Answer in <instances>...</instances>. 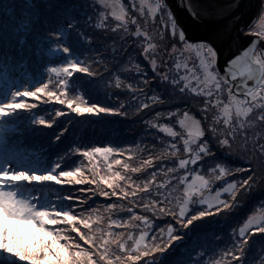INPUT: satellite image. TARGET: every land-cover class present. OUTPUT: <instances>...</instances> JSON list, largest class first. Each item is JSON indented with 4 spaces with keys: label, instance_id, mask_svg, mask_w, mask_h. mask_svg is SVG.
I'll return each mask as SVG.
<instances>
[{
    "label": "snow or ice",
    "instance_id": "1",
    "mask_svg": "<svg viewBox=\"0 0 264 264\" xmlns=\"http://www.w3.org/2000/svg\"><path fill=\"white\" fill-rule=\"evenodd\" d=\"M186 7L193 19L199 18L201 11L195 0H188ZM158 14L164 21L158 37L169 40L160 50L162 55L158 52L156 37L146 27ZM257 19L259 24L254 20L240 29L252 39L221 65L215 44L220 36L196 38L190 35L178 23L167 0H139V3L137 0H76L73 3L45 0L43 8L37 0H24L22 4L12 0L0 9V78L3 79L0 88V264H134L146 257L145 264H222V261L223 264H252L248 253L253 246L258 245V251L264 253V201H259L258 211H252L241 226L230 228L227 241L213 232L212 244L205 247L200 243L195 247L196 259L191 255L183 258L188 241L193 237L198 241L207 239L206 226L219 222L220 217H225L223 222L227 224V218L240 206L237 196L250 193L264 183V8ZM95 29L119 34L121 41L126 42L128 36L133 41H142L139 47L148 65L133 63L122 68L134 81L127 83L126 89L136 99L138 112L165 104L169 99L165 94L167 86L172 96L199 97V116L192 111L195 105L191 100H181L180 107L166 112L155 111V119L145 123L161 133L157 139L161 147L157 149L156 144H152L149 158L138 167L115 158L125 155L130 160V148L111 144L105 147L81 144L62 154L57 152V158L49 161L48 167H35L32 157L24 150L27 142H22L6 127L13 117L20 118V110L31 112L36 107L27 98H40L43 94L69 108L75 105L74 111L80 115L117 112L127 115V111H121L124 104L102 106L85 100L86 95L90 96L88 89L97 87L96 79L88 77L100 75L92 71L86 55L94 50L92 31ZM110 51L126 49L113 47ZM33 55L37 62L55 57L54 61H49L55 66L45 65L41 78L35 79L34 84L31 80L27 84L16 83L21 75L35 77V69L30 67ZM98 62L102 60L93 61ZM105 71H108L107 66ZM115 83L123 86L120 75L115 76ZM69 88L74 93L73 98H69ZM57 115L63 116L64 112ZM161 118L176 126L157 122ZM30 119L48 128L57 124L55 119L35 114ZM257 127L262 130L250 136L249 130ZM57 128L62 129L53 134L58 147L64 143L63 137L69 128L63 124ZM238 135L243 144L237 149L234 145ZM76 154L87 157L90 163L97 154L104 160L113 156L107 164L110 172L114 164L133 173H141L146 168L152 170L146 173L149 179L142 182L143 187L120 171L107 178L99 175L98 164L92 169L98 178L88 179L83 161L81 166H73L72 158ZM236 159L242 160L244 166L236 165ZM157 160L158 165L154 164ZM158 175L164 179L158 182ZM229 176L231 180L224 179ZM101 180L111 191L102 190L100 195L132 197V202L139 200L137 207L147 212L172 216L174 223L167 226L166 233L165 229L158 230L166 235V240L164 236H150L154 221L136 208L125 210L123 202L107 205L110 213L119 209L127 220L109 216V230L105 234L104 228L99 226L104 223L102 217L96 215L93 219L92 214L97 209L88 204L91 188H81L79 193L69 189L66 197L61 195L55 202L43 194L44 188L54 184L98 185ZM118 181H125V185L121 186ZM217 181L222 186L213 189ZM129 182L131 191L127 187ZM144 197L148 198L147 203ZM134 221L144 225L139 239L135 238L139 224ZM94 224L97 227L94 228ZM25 227L31 233L28 237L24 235ZM114 227L132 231L126 235L123 230L113 231ZM178 230L180 235L176 234ZM149 237L151 244L145 243ZM128 241H133L132 247L128 246ZM221 242L226 244V249L218 253L220 260L213 259L211 254ZM177 249L182 256L170 261L169 257L174 256Z\"/></svg>",
    "mask_w": 264,
    "mask_h": 264
},
{
    "label": "trees",
    "instance_id": "2",
    "mask_svg": "<svg viewBox=\"0 0 264 264\" xmlns=\"http://www.w3.org/2000/svg\"><path fill=\"white\" fill-rule=\"evenodd\" d=\"M68 0H49V2H55V3H72V2H67ZM20 2V1H19ZM43 2V3H42ZM37 3H41L40 6L41 8L44 7L45 0H37ZM102 29H95V31H92V35L94 37V50L90 52L87 56L89 58V62L92 60L93 61H98V60H103V57H100L98 54L97 49H104L106 48V51L111 52L110 49L106 45H102V43L99 44L98 42V37L100 34L102 35ZM100 33V34H99ZM108 33V32H107ZM117 42V41H116ZM116 53V52H114ZM96 54L98 55V60L96 59ZM124 57V56H123ZM19 59V56H18ZM50 59L52 61L55 60V57L49 58L45 57L43 60H40L37 62L36 57L33 55L31 57V62H30V67L35 69V77L33 76H26L31 78L33 81L35 79H39L40 73L45 70V65L48 67L55 66L54 63H50ZM109 61V58H104ZM95 64V63H94ZM97 66L94 65L92 67V71L98 72L100 68H96ZM100 75L99 77H88L89 80L96 79L97 85L101 82V80L106 82V87H109L110 89L105 90L106 88H103L105 91H96V89H90V96H85V100L89 102H93L92 98L93 95L99 94L100 96L105 97V101L98 100V103H100L102 106H116L115 100H120L119 102L121 104L125 105V108L122 109L121 111H127V115H122L120 112H117L115 114H107V113H101L103 117L99 120L98 118H95V114H90V119L87 117L88 115H80V114H64L63 116H58L57 113L60 111L64 112V107L62 105L59 107L57 104L53 103L51 99L45 97L43 94H40V98L36 97H29L27 98L29 103L35 104L36 107L32 109L31 112H27L26 110H20L21 111V116L20 118H12L13 125L11 126L12 134L16 135L17 137L20 138L22 142L26 141V146H25V151L27 153H30L33 157L37 159V164L33 165L35 167H40L41 169L48 167V162L51 160H55L57 158L56 153H63V151L74 148V147H79L81 144L84 145H92V146H100V147H105L108 144H111L113 147H122L125 148L128 147L132 150L134 153L135 151V140L136 138H144L141 137V131H144L145 135V141L146 147L145 150L141 146L136 147L138 149L139 153L133 154L131 156L132 161H141L147 160L149 158V149H147L152 142L154 138H158V130H154L151 127V124L149 123H144L145 121L150 122L152 119H155L154 112H155V107L146 109L143 111H137V103L136 99L133 97V95L126 89L127 83H133V80L129 79L125 74H121L125 76L123 79L124 84L123 86H117L115 85V79L107 81L106 78H113L115 70L113 71H105V72H98ZM133 73V71H132ZM80 75V73L78 74ZM86 75V74H84ZM75 78V77H74ZM73 78V79H74ZM35 83V82H34ZM3 87V79L0 78V88ZM49 88L52 89V85H49ZM54 90V89H53ZM81 91H84L83 89ZM94 91V92H91ZM69 92L74 95L72 92V89L69 88ZM165 94H170L167 90V86H165ZM70 95V94H69ZM176 99H169L165 104H163L161 107H164V105L168 106V110L172 109L173 107H180V101L185 100L187 101L185 96H180L179 94L176 95ZM197 98V97H196ZM94 101H97L94 99ZM192 102V101H191ZM193 103V102H192ZM194 104V103H193ZM128 105H131L130 107ZM195 107L192 109L197 110L201 106V101L198 104H194ZM71 113V112H69ZM38 115V116H44L46 119H55L57 121L56 125H53L51 128H48L45 125H36L34 124L33 119H30V117H33V115ZM148 116V117H147ZM147 117V118H146ZM89 119V120H88ZM98 120V121H97ZM99 123L96 125V123ZM116 122V125L114 124ZM161 122V121H159ZM12 123V122H11ZM63 124L64 127L69 128V132L65 134L63 137L64 143L59 144L57 147L56 145L58 142L54 140L53 134L56 133L57 131H62V129H58L57 125ZM146 128H145V126ZM100 129V131L97 132L96 128ZM9 128V127H8ZM154 133V134H153ZM156 134L158 136H156ZM134 137V138H132ZM154 141V144L160 145L157 141ZM161 147V145H160ZM158 153H153V155H156ZM119 155V159L126 160L128 159V156ZM73 161L74 165L73 166H81V161H83L84 165V173L85 177L88 179L92 178H98L97 175H95L92 171L93 165H95V161L90 163L87 159V157H80L79 154H76L73 156ZM113 159V156H109L108 160H103L100 159L99 164H98V173L99 175L107 176L110 174V171L107 168V164L110 163ZM101 163V164H100ZM236 165L238 166H244L243 161L236 159L235 160ZM154 164L158 165L159 160L154 161ZM100 166V170H99ZM102 166L104 170L102 171ZM114 168L116 171H120V173L123 175L124 169L120 165H115ZM152 169L151 168H146L147 172H150ZM55 174V173H54ZM111 176V175H110ZM147 176V175H146ZM109 177V176H107ZM106 177V178H107ZM145 178V176L137 177L136 180L139 181L141 179ZM237 179H240V175L236 176ZM161 179H164L162 176ZM225 180H231L232 177H225ZM161 181V180H160ZM138 183V182H137ZM71 185H59V184H54L52 187H46L44 189V196H47L54 202L58 199L59 196H63L65 193L69 194V189ZM103 186H106L103 184V181L101 180L98 185H91V188L93 191L96 193H100L102 191ZM108 191H111L109 187H106ZM99 190V191H98ZM80 191V190H79ZM79 191L77 193H79ZM264 191V183L259 184L257 187H255L250 193L247 194H240L237 196V200L239 201L240 206L235 208V210L231 213V215L227 218V224H225L223 221L225 217H220L219 222L213 223L212 225H216V227H223V226H228L231 228H236L239 227V225L244 221L243 213L245 211L246 203L251 201H255L256 199L264 201L260 197V192ZM40 194V193H39ZM88 195L92 194L89 193ZM141 196H144V194ZM133 200V198H132ZM144 200L148 201L147 197H144ZM101 200H95L92 202V208L97 209V212L93 213L92 216H95L99 214V211H102V213L99 215L102 217L104 223L100 224L102 228L105 230V234L108 232V218L110 215V212L107 210V205L109 203H112L113 201H103L101 203V206H95L93 203H98ZM127 201V200H126ZM135 203H140L139 200H137ZM75 208V205H73ZM119 209L113 210V213H115V216H112L113 219H119ZM145 211V210H144ZM144 215H149V219L152 221H155L158 223V225L161 224V219L157 218L155 214H152L150 212L144 213ZM121 215V213H120ZM243 216V220L239 222V217ZM172 224V223H171ZM211 225V224H210ZM209 226V225H207ZM234 226V227H233ZM120 229V228H113V231ZM154 229H151L150 232H152ZM167 230V227H166ZM259 237V234H257V239ZM150 238V237H149ZM195 238V237H193ZM197 240V239H196ZM175 243V242H174ZM211 244L213 241L210 242ZM190 248L196 247L195 242H191L190 245L188 246ZM113 250H115V245L112 246ZM226 249V244L224 243H219V246L216 249L215 253H212L211 256L213 259L218 260V257H221L218 253L221 250ZM178 250V249H177ZM175 252L174 256H171L169 258L170 261H175L177 258L180 257V255H177L178 252ZM202 250V249H201ZM249 257L252 258V264H264V253H260L258 251V245H255L251 248V250L248 253ZM204 260L207 262L208 257L205 256ZM140 264V262H137ZM136 264V263H135ZM223 264V262H222ZM235 264V262H233Z\"/></svg>",
    "mask_w": 264,
    "mask_h": 264
},
{
    "label": "rangeland",
    "instance_id": "3",
    "mask_svg": "<svg viewBox=\"0 0 264 264\" xmlns=\"http://www.w3.org/2000/svg\"><path fill=\"white\" fill-rule=\"evenodd\" d=\"M62 1H64V0H62ZM11 2H12V0H2V3H0V9H3L5 5L10 4ZM15 2L18 3V4H22L24 2V0H15ZM67 2H72L73 3V2H76V0H68ZM137 3H139V0H137ZM262 8H264V0H261V9ZM163 23H164V21H162V20L159 19V14H158L157 15V18L151 24L146 25V27H148V29L150 30V34H152L154 37H156L155 43L158 45V52H160V50L169 43V40H168L167 37L164 38V39H160L158 37V33L161 31V26H162ZM256 23L259 24V20L257 18H256ZM93 31H95V30H93ZM100 31H102V35L99 33L100 34V36L98 37L99 44L102 43V45H106L108 48L115 47L116 49H120V48H125L126 49V51H124V52L117 51L116 53H114V52H108V51H106V48H104V49H100L99 48V49H97V51H98L99 56L100 57H103L102 62H98V63H95V64L92 62V60L89 62V63L92 64V67L94 65H96L97 66L96 68H100L98 72H102V73L105 72V66H107L108 70H110V71L115 70L114 77L113 78H110V77L109 78H106L107 81L112 80V79H115V76L116 75H120L121 76V74H124V72L122 71V68L125 67V66H130L133 63H141L142 66H147L148 65V60L143 56L142 49L139 47V45L142 43L141 40L133 41L132 37L131 36H128V37H126V42H125V41H121L119 34H114V33L110 32V31H106V30H103V29L100 30ZM92 53H94V52H92ZM88 54L89 53H87L86 55H88ZM160 55H162V52H160ZM97 58H98V55L96 54V59ZM104 58H109V61L106 60V59H104ZM157 59L159 60V56H157ZM132 71L134 73V71H135L134 68L131 69V72ZM78 74L79 73H77V75ZM80 75H84V74H80ZM125 76L128 77V75H126V74H125ZM125 76L124 75L121 76V80L122 81L125 78ZM29 80H31V82L34 84L35 81H33L31 78L26 77L24 75H21L20 78L16 81V83H18V84H27ZM133 83H134V81H133ZM106 85H107L106 82L103 81V80H101V82L97 85V87L95 89L98 92L99 91H105V90L110 89L109 87H106ZM141 87H143V85H141ZM103 88H106V89L103 90ZM88 92H90V89H88ZM91 92H94V91H91ZM69 94H70L69 95V98H73L74 95H72L70 92H69ZM166 95L169 96V99H171V100L174 99L175 100L177 98L176 95H178V94H176L175 96H172L171 94H166ZM185 97H186L187 100H191L194 104H198L201 101V99L199 97L196 98V97L191 96L190 94L188 96H185ZM21 99H23V98H21ZM94 99H96L97 101H94ZM169 99L167 101H169ZM92 100H93L92 103H98V100L105 101L106 99H105V97L100 96L99 94H97V95H93ZM51 101L53 103L57 104L59 107L62 105V107H64V114H72V113L78 114V113H76L74 111L75 105H73L72 108H69L67 104H60L58 101H55V100H51ZM119 101L120 100H115V103H116V105L118 107L121 104ZM87 102H88V100H87ZM89 103H91V102H89ZM174 108H176V106L173 107L172 109H174ZM155 111H165L166 112V111H168V106L164 105V107H161V106L155 107ZM69 112H71V113H69ZM193 112H195L199 116V112L197 110H194ZM86 115H88L87 117L90 119V114H87L86 113ZM211 115H212V113L209 114V117H211ZM102 117H103L102 114H99L98 116L95 115V118H98V120H99V118L101 119ZM152 120H154V119H152ZM159 121H161L160 123L169 122V123H172L173 126H176L174 124V122L167 121V120H165L163 118H161ZM159 121H157V122H159ZM95 123H96V125L99 124L97 122H95ZM13 124L14 123L12 121V123L6 125V127L11 128V126ZM114 124L116 125V122H114ZM145 128H146V126H145ZM96 130H97V132L100 131V129H98V128H96ZM177 130L179 131L178 126H177ZM261 130L262 129L260 127H257L255 129H250L249 130V135L251 136L255 132H258V131H261ZM143 134H144V131H141V135L140 136L145 138V135H143ZM158 135H161V133H159ZM158 135L156 134V136H158ZM132 138H134V137H132ZM144 138H136V139H134L135 140V151L133 153L132 150H131V152L129 153V155L132 156L133 154L139 153L138 149H136L137 146H141L143 148V150H145V147H146L145 145H146L147 142L145 141ZM155 139L156 138H154L152 140V142L149 143L150 146L152 144H154ZM157 139H156V141H157ZM242 144H243V140L238 135L237 136L236 144L234 145V148H237L238 149V148H240L242 146ZM150 146L147 149H149ZM156 148L157 149H160V145L156 144ZM126 149H128V147H126ZM28 154L32 157L33 161L35 162L34 165H36L37 164V159L35 157H33L30 153H28ZM241 155H243L242 152H241ZM121 156L124 157L123 155H121ZM116 157H118V156H116ZM102 158H103V156L97 154V156L95 157V160H94L95 161V164H99V162H100L99 160L102 159ZM103 160H104V158H103ZM126 161L129 162V163H131L133 167H138L139 164L141 163V161H132L131 159L130 160L129 159H126ZM208 164L211 165L212 164V161L209 160L208 161ZM99 170H100V166H99ZM103 170H104V168L102 166V171ZM115 172H116V170H115L114 165H113L112 171L107 176L113 175ZM146 173H148L146 171V169L142 170L141 173H133V172H130L129 170H125V169L123 171V175H125L126 177L127 176H131L132 181H135L136 183L138 182L137 184H140L141 187H143V183L142 182L145 181V180H147V179H149V176L148 175L146 176ZM205 174H207V170H205ZM141 175L142 176H145V178L137 181L138 179L136 180V178L137 177H141ZM161 178H162V176L161 175H158L157 176V181L159 182L160 180H162ZM118 183L121 186H124L125 185V181H118ZM219 186H222L221 185V182L220 181H217L213 185V189H216ZM106 187H108V186L107 185L106 186H103L102 190H107L108 191V189ZM127 187H128V190L129 191L132 190V185H131L130 182L127 184ZM81 188H85V189L91 188V184H88V185H71L70 186V189L73 191V193H77ZM91 194H92V197H94V198L88 199V204H90L91 206H92V202L95 201V200H101L98 203H93L97 207L98 206H101L102 200L103 201H108V202L109 201H113V202H117V203L123 202L124 209L125 210L131 209V208H136V210L139 211L141 213V215H144L143 212L144 213H147V211L146 210L144 211L143 208L137 207V205L139 203H133L132 202V197H128L127 199H125L124 197H115V196H113V197H104V196L96 193L95 191H92ZM141 194L143 195V193H140L139 195L141 196ZM177 194L178 193H174V195H177ZM259 194H260V197L262 199H264V191L260 192ZM37 195H40L39 192H37ZM67 195L68 194L65 193L63 196L66 197ZM89 196H91V195H89ZM222 198H226V197H222ZM259 201H262V200H259V199L257 200L256 199L255 201H251V203L250 202H247L246 203L247 205H246L245 211L243 213V216H245L244 217L245 218L244 221L246 220L247 216L252 213V211H258L259 210V206H258V202ZM147 202H148L147 200H144V203H147ZM75 207H76V205H75ZM79 210L80 209H77V211H79ZM176 210L178 211V208ZM101 213H102V211H99V214H97V215H100ZM111 214H113L112 216H115V213L111 212L110 215ZM243 216L239 217V222H241L243 220ZM156 217L159 218V219H161L160 220L161 221V224L158 225V223L154 221V223H152V225H151V227L149 229V234H150V236L151 235L164 236V238L166 240V235L164 233H160L158 230L159 229H165V233H166V227L168 225H170L171 223L172 224L174 223V218L172 216H170V215H167V214H165V215H159V214H157ZM95 218H96V215L93 216V219H95ZM119 219H123V220L126 221L127 220V216L126 215H123V214L120 215V211H119ZM205 219H210V218H205ZM244 221H242V223L239 226H241ZM134 223L139 224V227L135 230V238L136 239H139V233H140L141 230L144 229V225L141 222H139V221H134ZM99 226H101V225H99ZM93 227L95 228V227H97V225L94 224ZM206 228H207V239H201V240L198 241V240H196V238H192L190 241H188V246L193 241L195 242L196 246L198 244H200V243H203L205 245V247L209 246L211 244L210 242L212 241V233L213 232H215L217 234V236H222L225 241H227L229 239V237H228L227 234H228V232H229V230H230L231 227H229V228H228V226L216 227V225H212L211 224L209 226H206ZM151 229H154V230L152 232H150ZM121 230L125 231L126 235H127V233L129 231H132V229H117V230H115V232H119ZM176 234L177 235H180L181 233L178 230ZM24 235L26 237H28V236L31 235V233L29 231H27L26 227L24 229ZM145 243L151 244L152 243V240L150 238H148V239L145 240ZM132 244H133V241H128V246L129 247H132ZM85 246H88L86 244V242H85ZM177 252H178L177 255H180V257H181L182 256L181 250L178 249ZM119 254L120 253L117 252V255H119ZM188 255H191L194 259L197 258L196 257V254H195V251H194V248L187 247V250L183 252V258L184 259H187ZM170 259L171 258H169V260ZM220 259H221V257H218V260H220ZM147 260H148V258L146 257L142 261H139V262H140V264H145V261H147ZM135 263L138 264L137 262H134V264ZM98 264H99V262H98Z\"/></svg>",
    "mask_w": 264,
    "mask_h": 264
},
{
    "label": "water",
    "instance_id": "4",
    "mask_svg": "<svg viewBox=\"0 0 264 264\" xmlns=\"http://www.w3.org/2000/svg\"><path fill=\"white\" fill-rule=\"evenodd\" d=\"M188 0H167L179 24L196 38H211L219 35L215 41L220 52V64L223 65L244 47L252 37L246 36L241 28L256 21L261 9V0H195L201 15L193 19L186 4ZM239 4V7L235 5ZM185 5V6H182ZM239 16V19L236 17Z\"/></svg>",
    "mask_w": 264,
    "mask_h": 264
}]
</instances>
